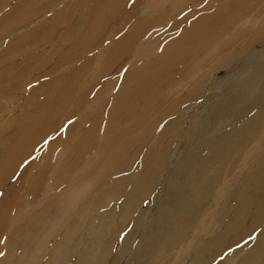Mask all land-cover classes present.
<instances>
[{"label":"bare ground","instance_id":"obj_1","mask_svg":"<svg viewBox=\"0 0 264 264\" xmlns=\"http://www.w3.org/2000/svg\"><path fill=\"white\" fill-rule=\"evenodd\" d=\"M42 2L44 5L40 7ZM250 2H253L254 10L238 17L240 10ZM249 31L251 36H257V41L246 42L250 38ZM228 35L231 36L229 39L226 38ZM259 36H262L260 40ZM263 39L264 0H0V190L15 176L20 164L33 156L35 147L42 142L40 139L45 138V141L66 122L77 118L66 129V132L69 129V133L65 132V138L69 135L68 144L61 140L62 136L58 137L49 144L39 162L26 169L27 176L22 184H33L39 192L43 190V194L23 208L20 203L15 215L8 193L0 200V238L5 233L0 264H109L108 256L115 248V234L123 229L140 200H146L157 190L158 183L164 178V158L172 146L168 140L166 146L156 147L152 155L146 153V148L140 152L134 149L135 144L146 136L143 135L146 130L154 127L149 132L154 133L159 127L155 124L157 121L166 120L172 131L180 130L187 115L185 112L184 119L175 117L180 109L200 99L199 95L197 100H192L194 93L207 88L208 92L212 91L213 87L206 80V69L212 59H220V64L227 67L233 61L239 62ZM159 40L164 43L159 44ZM226 41L224 46L230 44L238 51L232 55L223 51L222 44ZM242 41L243 47L238 49ZM254 50L241 67V72L246 67L249 70L241 76L240 82L228 87L226 100L231 91L242 93L253 88L264 75V50ZM122 59L125 60L123 64ZM140 61L144 64L141 66L147 68L135 80L126 107H118L120 94L115 93L116 82L107 80L108 74L124 76L130 67H141ZM34 62H38L39 67L53 64L50 73L32 76L30 63ZM59 62L64 64L55 70L53 66ZM125 62L130 63L126 70L128 64ZM94 63H98L97 67L105 75L99 76L87 95L71 100L73 91L76 93L83 80L90 76ZM168 69L170 73L162 81L160 77ZM173 72L182 75L179 81L190 82L196 87L189 93L184 84L172 85ZM103 79L101 90L87 110L101 106L96 111L100 114L87 127L88 113L79 111L76 115L74 108L86 103ZM107 83L113 88L110 99L115 98V103L111 101L109 105L100 98L108 88ZM155 84L156 88H153ZM27 86L32 88L24 99ZM20 89L25 92L20 99L22 104L18 106L11 98ZM261 92L264 93V86ZM182 94L185 96L181 98ZM234 100L230 99L228 111L236 107ZM263 102L264 99L247 104V110L236 117L235 124ZM222 105L214 104L211 110L214 112ZM1 106L6 109L2 111ZM129 109L137 114L121 124L123 112ZM223 115L220 113L216 120ZM60 117L65 121L58 127L53 123ZM263 117L264 109L257 111L235 134L227 135L225 142H231L229 138L233 135L234 144L238 145L236 150L241 149L250 138H256ZM198 119L195 129L204 124L203 119ZM50 124H53L52 128ZM14 127L16 130L11 134ZM108 130L113 135L106 141ZM161 133L159 130L155 138L158 139ZM55 141L59 142L56 154ZM220 141L214 139L210 147L209 143L207 146L199 144L195 150L199 153L195 162L201 163V170L196 172L193 180L198 175L201 185L207 172H215L221 163L217 156L225 146ZM71 145H74L73 150ZM261 150L264 154V143ZM203 153L205 156H201ZM40 164L41 177L37 178ZM51 169L54 171L50 178L42 180ZM252 169L248 173L251 177L242 187L244 193H238L239 212L236 213L232 205L224 214L230 215L233 221L229 228L231 232L236 222L247 221L251 215L250 219L258 225L256 230L264 225V161ZM186 185L184 190L188 195L192 185L188 182ZM183 205L187 212L188 204L184 202ZM180 231H183V225L175 221L170 232V237L175 238L171 240L177 241ZM226 232L230 234L228 230ZM78 233L81 236L76 237ZM157 237L153 243L160 250ZM218 238L205 242L202 251L210 250ZM149 243L148 237L138 245L142 255L149 251ZM234 246L236 244L230 248ZM239 250L233 252L226 264H264V231L260 232L255 245L236 262Z\"/></svg>","mask_w":264,"mask_h":264},{"label":"rangeland","instance_id":"obj_2","mask_svg":"<svg viewBox=\"0 0 264 264\" xmlns=\"http://www.w3.org/2000/svg\"><path fill=\"white\" fill-rule=\"evenodd\" d=\"M43 5L44 3L42 2L39 6L41 7ZM252 5L253 2H250L249 5L240 10L238 17H241L242 14H245L246 12L254 10V6L252 7ZM109 9L111 10V7ZM251 31L248 33V37L250 36V38L246 40L248 43L257 41V36L250 35ZM230 37V35L226 36L227 39ZM261 38L262 36L258 37L259 40ZM158 43L163 44L164 42L159 40ZM226 43L227 41L222 44L223 51L231 53L230 55H232L234 51H238L230 44L224 46ZM242 44H244L243 41L240 42V46H237L238 49L243 47L241 46ZM253 49L264 50V39L254 45V47H252V49L244 57H242L239 62L233 61L227 67L220 64V59H212L211 63H209L210 65L206 69V80L209 83V86L213 87L212 91L208 92L207 90L209 88H207L205 91L194 93L191 96V99L197 100L199 95L200 99L196 102H189L180 109L179 113L175 117H181L184 119V115L186 114L185 112H187L186 119L182 122L184 123L182 128L177 131H172L173 129L171 128V124H168L166 120L162 123L161 121H157L155 124L156 126L159 124V127L154 131V133L150 134L154 127H152L151 130H146L143 134L146 136L144 138H140L138 143L135 144L134 149H137L140 152L143 148H146V153L152 155L153 150L156 147H159L160 145L166 146L168 140H170V144L172 143V146L168 155L164 158V160H166L163 174L164 181L162 180L160 184L158 183V187L156 188L157 190L153 191L150 196L146 198V200H140L136 209L130 213V218H127L126 222L123 224V229L120 233L115 234L118 239L116 238L114 245L115 248H113V251L108 256L110 259L109 264H112L113 262L114 264H153V262L154 264H201V261L202 264H226V261L229 260V257H232L231 255L234 251L238 249L241 251L235 257L237 258V262L243 253L245 254L247 250L251 249L255 245L260 237V232L264 231V225H261L260 229L256 230L258 225H256V221L254 222V220L250 219V217H252L251 215L247 221H241L239 224L236 222L234 229L231 232L229 228L233 224V221L230 215L229 217L224 216L226 211L232 207V205L234 211L236 213L239 212L236 205L238 193L240 195L244 193L242 187L246 184V180L251 177V174L248 175V173L253 171L252 168L259 166V164L264 161V154L261 150L262 144L264 143V117L261 122L263 125L260 129H258L256 138H250L248 142L244 144L245 146H241V149L236 150L238 145L236 146L234 144L235 139L233 135L229 138L231 142H225L227 135L235 134L240 129V126L244 123V121L253 116L257 111L264 109L263 102L259 108H255L249 115H247L246 118L239 120L236 124L234 122L236 117L240 116L243 111L247 110V104H253L254 102L259 103L262 99H264V93L261 92V87L264 86V75L253 88H248V90L242 93L239 91H231L230 96L226 100V91L228 90V87L240 82L241 76H244V73H247L249 70V68L246 67V69L241 72V67H243V63L247 58V55H249ZM201 54L203 55V52ZM124 61L125 60L122 59L121 63L123 64ZM125 63L126 65L128 64L125 66L126 70L127 67L130 66V63ZM139 63L140 66L144 65L143 61H140ZM258 63L259 62H257L255 66L258 65ZM63 64V62H59L57 65L53 66V68L56 70L62 67ZM30 65L33 67L31 72L32 74H30L32 76L39 77L40 75L42 76V74L45 75L46 73H50L49 70L52 68L53 64L39 67L40 64L38 62H34L30 63ZM97 66L98 63H94L93 68L90 71V76L88 75V77L83 80V84L76 89V93L73 91L71 100L87 95L90 88L99 80V76L105 75V72L100 70ZM146 68L147 66L137 67L135 65L126 70L125 75L121 77H119L118 73L108 74L110 77L107 80H109V83L116 82V85H114L116 88L115 93L118 92L120 94V105L118 104V107L121 105L126 107L125 103L128 95H130V90L135 84V80L146 70ZM189 68L190 66L187 67V69ZM92 73L94 74L92 75ZM169 73L168 69L167 73L163 77H160V79L164 81L168 77ZM172 75H174L171 82L172 85L178 83L179 86H182L184 84L188 87L187 92L189 93L196 87L195 84L192 85L190 82H187L186 84L183 80L179 81L178 79L182 76L181 74L178 76L176 72H173ZM29 77L31 79V76ZM104 82V79L101 80L98 88H95L92 91L93 94L86 101L87 104L83 102L82 105H77L74 108L76 115L80 114L79 111L84 114L88 113L87 118L85 119L87 127L92 124L100 114H97L96 111H98L101 106L99 108L95 107V110L91 109L89 112L87 110L89 108L88 106L91 105L90 102L96 93L98 94L101 90ZM109 83H107L108 88L100 95V98L102 97L106 100L107 105H109L111 101L115 103V98H111L112 100L110 99L113 88L109 85ZM155 86L156 84L153 88H156ZM27 88L28 86L25 88L26 92L21 89L18 90L16 94H14L13 98H11L16 101L14 102L16 105L20 106L22 104V100L20 99L22 98L23 93H26L24 96L25 99L32 86L28 89ZM107 90H109V93L106 92ZM105 93H107V95ZM183 95L185 96V94H182L181 98ZM36 96H39V94L35 95V97ZM231 98H234V101H236L237 104L234 109L228 111V103ZM169 101L170 100L166 102ZM225 101L226 103H224ZM213 102H215L214 104L217 106L220 104L222 105V103L224 104L222 107H219L213 112L211 110L212 105H214ZM34 103L35 102H33V104ZM15 104H13V106ZM103 106V108H105V104H103ZM170 106L171 103L168 104V108ZM185 108H187V110ZM1 109L4 111L6 108H2L1 106ZM130 109L128 110L129 112L126 111L127 113L123 112V120L121 119V124H123L125 120H131V117L137 114V111L133 112ZM205 109H207V111L204 112L202 116H199V114ZM220 113L224 115L219 121H217L216 118L220 116ZM198 118H200V120L203 119L204 124L201 125L200 129H195L194 124L196 122L199 123ZM76 119L77 118L74 117L66 122L56 134L51 133L53 136H49L45 141V138L40 139L42 142L35 147L36 151H34L33 156L22 162L20 166L19 164L17 165V167H19L15 176L6 184L4 189L0 190V200L6 193H8V199L10 200L9 203L11 202L12 205H14L13 215H15L17 208L21 205L20 203H22L21 208H23L24 206L33 203L37 197L43 194V190L39 192L38 188L33 186V184H30V186L22 184L23 180L27 176L26 169L29 166L32 167L36 162L38 163L43 153L48 149L49 144L58 137L62 136L61 140L68 144L69 135L65 138V132L70 124L73 121H76ZM64 121L65 119L60 117L53 124L60 127ZM53 124H50L49 127L52 128ZM82 124L83 122H81L80 125L82 126ZM15 130L16 128L14 127L11 130V134L14 133ZM159 130H162V133L157 139L155 137H157ZM68 131L66 133H69ZM112 135L113 134H111L110 130H108L106 141H109L112 138ZM165 136H167V138H165ZM172 138L174 139L172 140ZM218 138L224 145L220 144V142L219 144L225 146L222 149L223 151L220 153V156H217V159H220L221 163L217 165L218 169L215 172L211 170L207 172L201 185L198 175L196 176V179L193 180V177L197 174L196 172L201 170V163L199 164L195 162V159L199 156V153H195V150L199 144L207 146V143H209L208 147H210L213 145V140H217ZM53 145L56 154L58 152L59 142L55 141L53 142ZM71 147L73 150L74 145H71ZM101 147L102 146H100V148ZM201 156H205V154L203 153ZM50 163L52 164L51 157ZM137 163L139 164V160ZM53 169H51L48 175H46L42 180H48L54 171ZM41 170L42 165L40 164L38 168L40 176L37 178L41 177ZM43 173L44 175L46 174L45 171H43ZM187 182L192 185V188L190 189L191 192L188 195L186 190H184V188L187 187ZM184 202L188 204L186 207L187 212L185 211L183 205ZM0 211L2 210L0 209ZM175 221H179L180 224L183 225V231H180V235L177 236V241L171 240L172 237H170L172 225ZM12 225L13 222L11 223V226ZM225 225L227 228H225ZM227 230L230 234H227ZM4 236L5 233L2 238H0V253L2 252L3 242L5 241ZM78 236H81V233H78L76 237ZM246 236L251 237L245 239ZM112 237L113 235L110 238ZM148 237L150 240V243L148 244L149 251L146 255H144V253L142 255V252L137 247L138 245L140 246V244H142V242ZM156 237L157 240L160 239V250L153 243V240ZM216 237L219 238L215 244L211 245L210 250L202 251L203 244L211 238ZM173 238H175V236H173ZM76 240L77 239L75 238V241ZM240 241H242L241 244H239ZM172 242L175 244L173 245ZM235 244L236 246L230 248Z\"/></svg>","mask_w":264,"mask_h":264}]
</instances>
